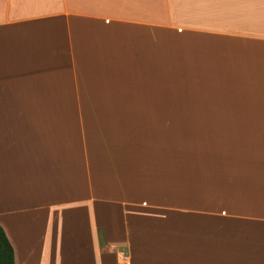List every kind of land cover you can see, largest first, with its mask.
Listing matches in <instances>:
<instances>
[{
  "label": "crops",
  "instance_id": "obj_1",
  "mask_svg": "<svg viewBox=\"0 0 264 264\" xmlns=\"http://www.w3.org/2000/svg\"><path fill=\"white\" fill-rule=\"evenodd\" d=\"M202 43L264 69V0H0L15 264H264V119L171 120L200 109L169 103L193 67L161 53Z\"/></svg>",
  "mask_w": 264,
  "mask_h": 264
},
{
  "label": "rangeland",
  "instance_id": "obj_2",
  "mask_svg": "<svg viewBox=\"0 0 264 264\" xmlns=\"http://www.w3.org/2000/svg\"><path fill=\"white\" fill-rule=\"evenodd\" d=\"M212 47L210 44L202 43L201 46H197L196 51H200L198 55L188 54L186 57L180 51L173 49L171 50L174 52L170 51L168 55L161 53L166 58L169 57L168 63L171 68L175 66L174 62L180 59L190 61L188 65L193 67L190 69L192 73L188 70L190 75H187L185 80L172 78L170 85H165L164 90L169 91V103L193 105L194 109H200L199 114L189 117L184 113L179 118L172 117L173 123L180 122L186 126H194L192 122L195 121L264 119V94L257 91L258 86L264 85V69H245L247 65L242 62V56L237 55L239 57L232 56L231 58L229 54L233 53H230L226 46H215V49ZM192 56L195 58L192 59L193 62L188 59ZM215 56H217L216 61L223 62L224 66L229 67L230 61H237V63L233 65V69H230L231 66L225 73L213 76L207 66ZM259 57L264 61V54ZM253 60L257 59L253 58ZM163 65L167 67V63ZM260 92L264 93V87ZM216 107H221V109L218 108L212 110L215 112H211L210 109Z\"/></svg>",
  "mask_w": 264,
  "mask_h": 264
},
{
  "label": "trees",
  "instance_id": "obj_3",
  "mask_svg": "<svg viewBox=\"0 0 264 264\" xmlns=\"http://www.w3.org/2000/svg\"><path fill=\"white\" fill-rule=\"evenodd\" d=\"M0 264H15V254L10 241L0 226Z\"/></svg>",
  "mask_w": 264,
  "mask_h": 264
},
{
  "label": "built area",
  "instance_id": "obj_4",
  "mask_svg": "<svg viewBox=\"0 0 264 264\" xmlns=\"http://www.w3.org/2000/svg\"><path fill=\"white\" fill-rule=\"evenodd\" d=\"M123 261H124V264H127L126 261H127V257H123Z\"/></svg>",
  "mask_w": 264,
  "mask_h": 264
}]
</instances>
